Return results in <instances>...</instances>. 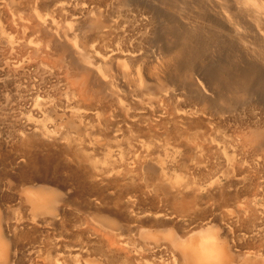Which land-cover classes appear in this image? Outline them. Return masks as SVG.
<instances>
[{
    "label": "rangeland",
    "instance_id": "obj_1",
    "mask_svg": "<svg viewBox=\"0 0 264 264\" xmlns=\"http://www.w3.org/2000/svg\"><path fill=\"white\" fill-rule=\"evenodd\" d=\"M129 1L132 2L0 0V221L2 220L1 225L4 227L0 241L8 246L10 260L13 259L8 264L41 262L38 257L37 262L36 253L29 251L31 246L28 248L25 242L21 244L23 246L20 245L22 249L20 246L17 249L14 234L11 231L8 233L9 230L5 227V220L14 217V212L20 211L24 198L28 196L43 201L41 209L47 207L49 209L44 210L55 213L56 223L62 218L68 226L71 225L70 232L65 233L60 231L59 224L54 221L50 226L43 223L37 228L36 234L32 235L36 242L47 236V233L49 236L62 235L67 247V250H63V255L68 256L69 252L73 256V260L67 257L66 264H174V246L171 247L170 244L212 243L215 238L218 248L227 245V251L235 259L233 264H245L231 243L229 230L223 223L221 225L219 210L212 207V204L218 196L222 197V193H244L245 176H253L257 183H264V150H256L250 142L251 130L264 129V93L254 92V96L243 106L236 108L238 110L233 114L222 111L224 113L218 116L208 110L202 111L201 105L188 102L183 96L179 98L182 94L179 93L182 92L179 90V83L170 85L164 80L165 77L161 78L163 75H159V81L148 76V62H153L155 57L159 61L156 49L169 42L167 31L171 26L177 24L182 30L195 33V27L202 25L201 22L191 8L180 7L171 11L149 0L154 3L150 5L156 10L148 12L136 4V0ZM62 5L64 9L59 11L58 6ZM154 16L158 17V21ZM166 16H171L169 21ZM42 22L57 31L56 38L61 41L66 52L50 49V45L41 36L42 33L35 27ZM164 29H167L166 32ZM199 33L202 40L212 41L203 55L204 64L212 69L229 60L238 69L244 62L249 65L254 62L249 42H235L229 46L227 40L221 38L222 41L215 46L213 40L208 39L205 30L204 33L202 30ZM231 46L235 49L232 50ZM112 49L126 50L130 54L117 52L115 57L118 64L103 67L104 79L101 81L115 94L110 99L113 101H110V105L114 116L109 117L111 121L106 119L114 126L110 125L107 130L99 133L93 132L91 139L86 138L87 142L92 140L96 145L94 150L88 148L86 153L98 168L107 173L106 179L90 182L82 177L90 165L82 163L79 154H71L82 136L72 128L69 117L62 116L66 107L79 106L81 100L76 90L80 87L81 76L64 62V55L75 52L85 60L94 62ZM131 51L136 53L131 55ZM246 51L250 52L249 57ZM143 53L148 59L139 61L136 54ZM238 62H242L241 65ZM152 65L156 66L154 62ZM58 66L68 68L67 75L61 74ZM158 68L160 69L159 66ZM173 76L171 75L173 80L177 78ZM140 83L144 87L139 89ZM95 90L96 88L89 92L93 94ZM173 96H177L179 100ZM122 106L128 107L132 115H148L154 122L164 119L169 125L165 126L166 129H156L157 133L152 135H147L145 131L140 134L136 126L130 130V119L123 121L118 116ZM165 108L192 113L180 124L178 133L174 132L164 115ZM108 115L105 112L100 117L108 118ZM92 120L98 124L97 119ZM115 125H119L122 131L116 133ZM42 127L49 131V135H41ZM67 140L72 143V151ZM22 142L28 145L26 156L22 153ZM87 142L85 141V145ZM175 183L182 191L186 187L184 192L180 191L183 196H176L177 199L175 190L170 187ZM95 185L99 186L96 188ZM190 185L192 188L195 185L193 189L196 190L191 189ZM196 192H200L199 196ZM209 195H212L210 206L205 202L210 198H207ZM244 195L241 197L248 198V195ZM184 196L187 198L180 200ZM171 201H177L181 205L182 202L186 203L192 210L190 213L197 212L191 214L195 217L192 220L184 219L176 207L174 210ZM258 202L264 203V198L258 199ZM201 210L206 211L201 213ZM43 211L41 213L48 214ZM202 214L206 216L203 218ZM201 215L203 220L200 221L198 217ZM201 224L205 226H200ZM74 225L77 228H73ZM36 250L35 252L38 251ZM28 252L32 258L35 256L34 259L28 257ZM30 259L33 263L29 262Z\"/></svg>",
    "mask_w": 264,
    "mask_h": 264
},
{
    "label": "bare ground",
    "instance_id": "obj_2",
    "mask_svg": "<svg viewBox=\"0 0 264 264\" xmlns=\"http://www.w3.org/2000/svg\"><path fill=\"white\" fill-rule=\"evenodd\" d=\"M152 1H155V3L156 2L159 3L161 6H164V8L167 7V9L168 10L170 9L171 11L180 9V7L185 8V9L191 8L195 11L196 18L201 22L202 25L195 27V30H196L195 33H192V32L186 31V30H182L180 28V26H178L177 24L176 25L174 24V26H171V28L169 26L170 30L168 29V31H167L168 32L167 34L169 36L167 38L169 39V42H165L166 44L162 47H159V46L157 47L154 45L155 47H157L156 53L159 56V61L156 59V57L153 58L154 59L153 62H154V64H156V66H155V65H152L153 62L152 61L150 62V60H149L148 63L150 65V67L146 69L147 74L149 73L148 76H151V78H155L156 80L159 81L160 80L159 75H163V76H161V78L165 77L164 80L168 84L173 85V84L177 83V85H178V83H179L180 88H181L179 90L182 91V92H179V93H182L181 97H179V98H182V96H183V98L187 99L188 102H193V103L195 102L198 105H201V107L203 109L202 111L208 110L211 113H213L214 116L215 115L218 116L219 114L222 113V111H224V112L229 111L233 114V112L238 110L236 108H239L240 105L243 106V104H245L247 100H250V98L252 96H254V94H253L254 92L255 93L260 92L259 94L264 93V72H263V70H264V0H152ZM91 2H93V0H91ZM121 2H123L124 4H126V3L128 4L129 2H132V1L121 0ZM135 3L138 4L139 6H141L142 8H144L145 10H148V12L149 11L152 12L153 9L156 10L154 7H152V5H150V3L151 4H154V3H152L149 0H147V2L136 0ZM58 7H59V11H62L64 9L63 5L58 6ZM153 13L156 14L154 11H153ZM158 17H159V15H158ZM158 17H155L154 19H156ZM160 17H161V15H160ZM169 17L171 18V16H169ZM163 18H165V16ZM170 18L167 17V20L169 21ZM150 20L152 21V19H150ZM157 21H155V22H157ZM161 21H159V22H161ZM188 22L190 23V21H188ZM191 22H193V21H191ZM162 23H163V21H162ZM151 24H152V22H151ZM163 24H166V23H163ZM163 26L165 27L167 25H163ZM35 27H37V29L42 33L41 36L50 45L51 50H55L56 52L57 51H65L66 52V50H64L65 47L63 46L61 41L56 38L55 32H57V31L52 26L46 25L45 22H42L41 24L36 25ZM161 29L163 31V28H161ZM153 30H155V29H153ZM166 30H165V32H166ZM201 30L203 31V33L205 30V33L209 37L208 39L213 40L215 46L218 45V43L222 41L221 38H225V41L227 40L226 42H227V45L229 44V46H230V44L231 45L235 44V42H238V43L239 42L240 43L241 42L242 43L249 42L250 45L248 47H250L251 54L249 51L248 52L246 51V52H247V54L249 53L251 55V57H252L251 59H253L254 64L252 63L251 65H249V63L244 62L243 65H241L242 62L241 63L238 62V65L239 64L241 65V67H240V69L242 68L241 70L238 69V67H236V64L234 65V63L231 62L230 60L219 63L220 65L219 66L217 65L218 67L215 65L217 68L215 67L214 69H212L210 66L205 65L203 55H204V52L207 50L208 46L212 45V41L210 42V40H209L208 42H206L205 40H202L200 37L201 34L199 33ZM154 32H157V30ZM150 34H152V33L150 32ZM153 35H154V33H153ZM155 36H156V33H155ZM163 38H161V39L163 40ZM150 40L153 41L152 39H150ZM156 41H157V43H156ZM156 41H155V43L158 44V40H156ZM160 42H162V41H160ZM162 43H164V42H162ZM162 43H160V44H162ZM222 43H224V41ZM224 45L222 44V47H225ZM233 46H236V45H233ZM233 48L235 49V47H232L231 49L233 50ZM228 50H230V48H228ZM117 52L123 54L124 52H128V51H126V50L123 51L122 49H112V50H109L107 53H105L102 57L98 58L94 62L93 61L90 62V61L85 60V58L82 55L78 56L75 52L74 53L70 52L69 54L64 55V62H66L68 65L72 66V69L74 71H76L79 76H81L80 87L79 88L77 87V89H76L79 92V96L81 98V100L79 102L80 105L79 106H73V107H66L67 109L66 110L64 109V110H65V113H66V111H68V114H65L64 112H62V113H64V114H62V116H68L69 117L68 121L71 123L70 125L72 126V128L74 127L76 129V131L79 132V135L81 134V136H82L79 139V142L77 144V148L74 147V149L76 148V150L73 149V153H71V154H74V153L76 155L79 154L80 157L79 156L78 157L82 161V163H88V165H90L89 170L88 171L86 170L85 174L82 176L83 179L86 181L91 180L92 182H96L100 179H106L105 175L107 173L105 171L101 170L100 168H98L97 164H95L96 162L94 163L92 158L87 154L88 152L86 153V151L89 150L88 148H90L91 150H94L95 146H96L95 144H93L91 142L92 140L91 141L89 140L87 142L86 138L91 139V137H92L91 134H93V132L99 133V131L101 132V131L107 130L110 125L114 126L110 122L111 119L109 117L114 116L113 115L114 112H112V109H111L112 106L110 105V101H111L110 99L114 98L113 96H115V94L111 93L108 85L106 83L103 84L101 79H104L103 78V75H104L103 67L106 68L107 66H111L114 63H117V57H115V54H117ZM135 53H136V51H131V55L132 54L134 55ZM249 54H248V57H249ZM252 54H255V55L252 56ZM136 56H139V58H138L139 61H143L145 59H148L147 58L148 56L145 53H143L141 55L136 54ZM146 65H147V63H146ZM158 66L160 67V69L158 68ZM58 67L60 69L61 74L67 75L68 68H66V67L64 68L63 66H58ZM171 75H174L177 78H175L173 80L171 78ZM143 87L144 86H142V84L140 83L139 89L143 88ZM94 88H96V90L93 91V94H91L89 92V90L92 91ZM170 93H173V92H170ZM165 97H169V96L165 95ZM173 97H172V99H173ZM174 98H177V96ZM179 98H177V100H179ZM180 101L182 102V99H180ZM111 102H113V101H111ZM185 103L187 104L186 101H185ZM216 104H218L220 107L217 106ZM191 106H192V104H191ZM41 111H43V109ZM119 111H121V112H120V115H118V116H121L123 121H127L130 119V121H131L130 130L133 129V126H136V127H138L137 129L140 132V134L145 131V133L147 135H149V134L152 135V133L157 131L156 129H159V128L162 129V128H165V126L169 125L164 119H161V118L160 119L162 121H155L154 122L153 120L150 119L151 114L149 115L150 117H148V115L145 117L140 116V115H132V114H130L131 111L128 107L122 106ZM208 111H207V113H208ZM43 112H42V114H43ZM105 112L109 113L108 118L100 117V116H103L105 114ZM187 112L186 111L185 112L180 111L177 108H174V109L165 108L164 109V115L167 117L168 122L171 124V127L174 129V132L177 131L176 133H178L179 132L178 127L180 126V124L183 123V120L187 119L186 117L188 116V114H190V115L192 114L191 112H189L187 114ZM92 119H97L98 124H95L94 123L95 121L93 122ZM106 119H110V121H108ZM63 120H64V118H63ZM42 128L43 129L40 130L41 135H44V136L49 135V131L45 127H42ZM259 128H262V127H259ZM115 129H116V133H119L122 131L121 127L119 125H115ZM172 130H170V131H172ZM180 130H181V128H180ZM166 131H168V130H166ZM163 132H165V131H163ZM113 137H116V135H114ZM176 139H178V138H176ZM181 140H182V138H181ZM250 140H251L250 141L251 144H253L256 147V150L257 149L258 150H264L263 149L264 148V129L261 131H256L255 129L253 131L251 130ZM77 141L78 140H76V142ZM85 141L87 142L86 145H85ZM67 142H68L67 143L68 147H70V150H71L72 149L71 148L72 143L69 140H67ZM20 143H21V140H20ZM185 143H184V145H186ZM75 145H76V143H75ZM27 146H28L27 143L22 142V144H21L22 153L25 156L28 153ZM198 146H196L195 148H197ZM219 153H221V152H219ZM22 181H24V180L22 179ZM162 181L164 182V177H162ZM108 182H109V180H108ZM230 184H231V182H230ZM243 184H244V190H245L244 193L241 192L242 193L241 195L237 194L236 193L237 191L235 192L236 193L235 195H232V193L227 194V195H225L226 193L225 194L222 193V197L218 196L219 198L217 197L216 200H214L215 197H214V199H212V200H214L212 207H215L217 210H219L218 214L220 213L219 216H221L220 217L221 225L223 223V225L226 226L227 230H229L230 235H231V236L229 235L231 237V243L239 252L238 253L239 258L241 260H243L245 264H264V203L258 202V199L261 200L262 198H264V183H257V180L253 176H245L243 178ZM109 185H110V183H109ZM176 185H178V184H176V183H175V185L171 184L170 187L175 190L174 194H175V198L177 199L176 196L181 195L182 192H184V189L186 187H184V189L182 191V190H180V186H176ZM98 186H96V188ZM159 186H160V188H163V187H161V185H158V186L156 185V187H158V188H159ZM190 187H191V185H190ZM193 188H195V185ZM193 188L191 187V189H193ZM228 188H229V186H228ZM241 188H240V190H241ZM92 189H94V188H92ZM172 189H171V191H172ZM191 189H189V190H191ZM193 190H196V189H193ZM220 190L221 189H219V193L221 192ZM229 190H230V188H229ZM242 190H243V188H242ZM135 191H137V190H135ZM164 191H165V189H164ZM180 191H182V192L180 193ZM191 192L189 193L190 197L192 195ZM134 193H136V192H134ZM199 193H197V196H199ZM208 194L209 193L207 192V195ZM243 194L248 195V198H242L241 196ZM207 195H205V196H207ZM223 195H225V196H223ZM25 196H27V195L25 194ZM173 196L174 195H172V198H174ZM182 196H183V194H182ZM197 196H196V198H197ZM211 196L212 195H209L207 197V198L210 197L209 199H207L205 197L208 200V202H207V200L205 202L208 203L209 206H210L209 201H211ZM172 198H171V200H172ZM183 198H187V196L182 197L180 200H182ZM119 199H121V198H119ZM241 199H243V200H241ZM184 200H186V199H184ZM200 200H202V198ZM194 201L196 202V200H194ZM42 202L43 201H41V200H36L34 197H29V196L25 197L22 204H21L20 211H18V212L16 211L17 213L14 212V217L5 220V227H6V229L9 230L8 233H10V231H11L14 234L13 238H14L15 247L17 248L18 246L23 244V242H25V244L28 245L27 246L28 248H29V246H31L29 248L30 249L29 251L32 250L34 254L36 253V260L38 257L39 261H41L40 264H66L65 262L67 261L68 258H71V260H73V258H72L73 256L71 254H69L68 251H67L68 256L63 255V253H64L63 250L67 247H66V244L64 241L65 239H63L64 237L63 238L61 237L62 235L58 234V236H56V235L55 236H49L47 233L46 234L47 236L42 235L43 238L40 239V241L38 240L39 242H36L37 240L32 238L33 237L32 235L36 234L37 228L40 227L43 223L50 226V225H52L54 219L55 218L57 219L55 213L52 212V214H51V213H49L50 212L49 210H48L49 212L47 210H44L47 207H44L43 209H41L43 207ZM184 202L187 203V201H184ZM184 202H182V205L180 203H177V201H176V203H175V201H174V203H173V201H171L170 203L174 204V210L176 207V209L178 210L177 212H179L184 217V219L190 218V220H192L195 216L192 217L193 215L191 216V214H193L195 212L193 211V213H190V211H192V210H190L189 205H186V203L183 204ZM189 202H190V200H189ZM45 203H47V202H45ZM196 203L198 204V202H196ZM23 206H24V208H23ZM191 206H193V205L191 204ZM194 206H195V204H194ZM22 208H23V210H22ZM172 208H173V206H172ZM197 208H195V209H197ZM47 209H49V208H47ZM43 210L45 212H48V214L45 215V214L41 213ZM204 211H206V210H204ZM203 212L201 210V213H203ZM211 212H212V210H211ZM59 215H62V214H59ZM202 215H203V218L206 216V215L204 216V214H202ZM202 215L200 217H198V220H200V221L203 220V218H201ZM198 216H199V214H198ZM208 218H206V219H208ZM1 221H0V235L2 234V229L4 228V227L2 228ZM194 221H192V222L194 223ZM208 221H209V219H208ZM74 223H76V222H74ZM198 223H199V221H198ZM56 224L57 225L59 224V226L61 228L60 231L62 230L65 233H66V231L70 232L69 228L71 225L68 226V224L66 223V221H64V219L61 218L59 220V222ZM56 224H54V225H56ZM77 225L76 226L74 225L72 227L77 228ZM191 225H193V224L191 223ZM194 225H195V223H194ZM208 225H210V224H208ZM200 226H203V225L201 224ZM73 228L71 229V231H73ZM110 228L112 229V226ZM80 234L82 235V233H80ZM77 238H79V237H77ZM172 238L176 239L174 237H171V239ZM73 239H75V238H73ZM213 240H214V242H212V243L201 242V243H196V244L185 243V244H181V245H172V244H170V245L167 244V245H169L171 247L174 246V247H172V249L174 248V256H175L174 264H233L235 259L227 251L229 249L227 247V245L224 244L225 247L221 246L220 248H218L217 246H219V245H217V243H216L217 242L216 238ZM176 241H177V239H176ZM181 241H182V238H181ZM177 242H180V241H177ZM170 243H172V242H170ZM21 246H23V245H21ZM21 246H20V248L22 249ZM166 246H165V248H166ZM27 247H25V248H27ZM86 247H87V245H86ZM20 248H17V249H20ZM35 249H37L38 251L36 250L37 252H35ZM168 249L169 248H167V250ZM65 250H67V249H65ZM169 250L171 251V249H169ZM19 251H21V250H19ZM78 251H80V250H78ZM81 251H82V249H81ZM28 254H26V255H28V257H29L30 252H28ZM53 254L55 255L54 257H52ZM172 254H173V252H172ZM42 256L45 257L44 260L42 259ZM174 256H173V258H174ZM34 257L33 258L31 257V259H34ZM21 259L22 258H20V260ZM40 259H42V260H40ZM11 260H13V259H11ZM11 260H10L8 246L5 244V242L0 241V264H8V263H10ZM28 260H29V258H28ZM172 260H171V262L173 263ZM32 261L33 260H31L29 262H32ZM37 262H38V260H37ZM35 263H36V261H35ZM37 264H39V262ZM73 264H78V262H74Z\"/></svg>",
    "mask_w": 264,
    "mask_h": 264
}]
</instances>
